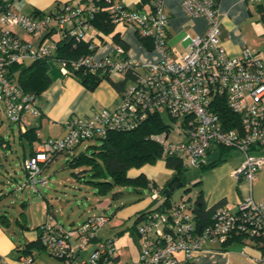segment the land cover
I'll return each instance as SVG.
<instances>
[{"label":"built area","instance_id":"built-area-1","mask_svg":"<svg viewBox=\"0 0 264 264\" xmlns=\"http://www.w3.org/2000/svg\"><path fill=\"white\" fill-rule=\"evenodd\" d=\"M101 6L110 12L112 24L134 26L136 34L159 52V60L137 64L112 41L111 54L96 60L94 53L106 41L101 31L89 39L88 54L76 58L62 55L67 42L76 47L93 29L91 21ZM149 6L143 11L118 0H74L57 4L48 12L18 15L11 10L10 0H0V103L11 123L19 124L23 115L38 116L41 111L39 96L25 91L15 80L12 67L26 60L54 62L63 77L84 69L104 78L127 76L130 82L116 108H99L85 118H69L62 138L47 140L24 160L34 190H38V183L46 182L39 178L41 164L55 154L71 155L83 142L104 138L109 131H130L150 115L161 116L160 109L177 121L149 136L160 146L162 157L182 158L185 168L200 167L214 148L232 149L242 155L234 177L242 176L249 184L263 168L264 155L254 151L264 150V60L246 48L238 56L226 52L219 41L215 0H183L184 13L191 18L204 17L207 28L202 36H184L189 49L177 61L167 45L168 18L163 1L149 0ZM16 27L36 36L38 44L20 38ZM42 32L47 33L41 37ZM55 33L59 40L52 39ZM149 188L153 205L139 215L135 225L139 245L136 261L120 259L114 238H98L109 219L105 214L65 227L47 212L38 238L59 264H189L199 259L205 243L222 246L231 237L247 236L256 244L255 240L264 236V202H255L250 195L235 211L215 207L211 222L199 227L190 194L185 192L178 200L164 204L161 187ZM19 264H33V258L22 256ZM252 264H264V255Z\"/></svg>","mask_w":264,"mask_h":264},{"label":"crops","instance_id":"crops-1","mask_svg":"<svg viewBox=\"0 0 264 264\" xmlns=\"http://www.w3.org/2000/svg\"><path fill=\"white\" fill-rule=\"evenodd\" d=\"M73 1L74 0H10L11 10L18 15H31L36 11L48 12L55 8L57 4ZM118 1L126 6L138 8L143 11H148L150 9L148 0ZM162 1L164 12L168 18L166 32L167 45L175 60L179 61L189 49V40H183L184 36L186 34L190 36L204 35L207 22L204 17L191 18L187 16L181 7L183 0ZM215 2L220 18L219 41L226 52L230 56H238L241 51L246 48L255 51L258 56L264 60V55H260L259 50L255 49L256 46L251 42L247 33V29H249L255 21H261L260 15L261 10H264V0H215ZM127 26L128 25L125 24H117L114 26L113 33H117L120 39L126 44L128 57L130 58L128 49L131 43L142 55H144V64L158 61L160 58L159 52L155 50L149 40L140 38L135 30L134 34L137 38L123 35V30ZM92 30L97 32L94 27ZM14 31L20 38L28 40L26 37L19 34V27L14 28ZM42 35H44V32H42ZM111 36L112 33L105 34L106 41L110 39L111 42ZM38 42L39 40L36 38L35 43L38 44ZM49 76L51 79L50 83L38 95L41 104L40 114L34 116L32 122L23 118V115L19 123L20 133L28 128H35L36 131V139L31 145L27 140H25V146L22 144L21 159L24 160L29 155L37 152L41 145L47 140L62 138L66 133L65 123L69 118H85L92 110L99 108L114 109L120 100L119 93L106 80H102L95 89L88 90L75 79L63 77L59 72H52L51 75L49 73ZM1 139H3V137ZM1 147H6V144L4 146L1 145ZM78 147L79 146L73 150L71 155L76 153ZM10 151L12 152V150ZM211 152L213 153V150ZM254 154L262 156L264 155V150H256ZM221 158L224 161L218 165L204 172L198 167L199 172L189 177V186L193 191V193L192 191L189 192L191 194L190 196L195 198L197 195H200L205 208L224 206L231 211H235L237 205L249 195L255 202H264V166L258 172L256 179L249 184L242 176H239L238 179L234 177V171L240 166L242 161V155L239 152L227 149ZM50 161L41 165H47ZM163 167L164 172H166L168 176H171V171L165 168L164 162ZM144 170H142V168L139 170H131L135 172L132 176L144 171L143 173L152 180L155 185L158 187L164 186L159 184L156 178L160 172L159 170ZM150 205L151 200L147 197V201L144 205L134 206L132 211L123 212V216L128 217L134 211L139 215L140 212L146 210V208L148 209ZM45 212L47 213L46 209ZM53 216L55 217L54 214ZM10 224L11 221L9 218L8 228L0 223V264H19L20 258L25 256L20 253V250L23 248L22 244L25 242H36L38 231H36L35 228L41 225L39 224L30 228L25 222L23 223L24 227L15 224L20 229V231H18L19 235H17L16 232H11L9 230ZM105 225L100 229L99 233L103 230ZM99 233L98 238L103 239L99 236ZM120 233L122 232L117 234ZM236 237L238 236L231 237L228 242L222 246L215 243H205L199 259L189 264H252L255 258L264 255V253L254 247L251 238L247 236H242L241 238ZM234 243H238L241 247L238 249V254L241 255L240 258H238L236 256L237 253L232 250V245ZM40 244L42 245L41 242ZM138 246L137 239V254ZM92 248V245L89 246L87 252ZM44 253L48 254L44 246L42 245L41 247L39 243H36V246L32 247L29 255L33 258V264H48L43 260L42 256ZM133 261L135 260H133L132 257L126 260V262Z\"/></svg>","mask_w":264,"mask_h":264},{"label":"rangeland","instance_id":"rangeland-1","mask_svg":"<svg viewBox=\"0 0 264 264\" xmlns=\"http://www.w3.org/2000/svg\"><path fill=\"white\" fill-rule=\"evenodd\" d=\"M134 26L128 25L123 30V35L137 36L134 34ZM248 36L252 43L255 44V49L259 50L260 55H264V23L262 21H255L254 24L247 29ZM19 34L26 37L27 41L36 45V36L26 32L19 27ZM96 32L90 30L86 33L85 38L88 39ZM131 34V35H130ZM52 39L59 40V34L52 35ZM33 41V42H32ZM113 44L108 41L104 42L94 53V59L111 54ZM156 50V49H155ZM154 51V50H153ZM157 51V50H156ZM107 52V53H106ZM158 52V51H157ZM255 52V51H253ZM128 54L130 59L137 64H144L145 59L133 44L130 43ZM258 55V54H257ZM31 60L22 62V66H27ZM156 62V61H155ZM153 62V63H155ZM151 64V63H149ZM59 72L58 65L54 62L50 64L49 73ZM130 82H127V86ZM2 104L0 103V136L3 140L9 142V147H1L0 145V193L5 194V197L0 202V214L6 212L7 217L11 221L9 230L16 232L19 235L20 229L14 224L16 219L25 222L30 228L42 224L46 217L45 209L48 206L52 214L65 227L71 224L77 225L85 219L105 214L108 216L105 227L99 233L102 238H114V246L120 254V259L126 261L132 257L133 260L138 259L136 240L138 236L135 231V222L137 213L134 211L130 216H123V212L132 211L134 206H142L147 201L149 192L141 189L135 190L129 186H113L105 193L97 192L96 187L88 182L87 167H70L67 163L72 155L59 153L55 159L50 161L47 165L42 167L39 175L40 179H44L45 184H37V191L31 187L28 177L21 168L22 144L25 146V139L20 138V130L18 123H11L2 112ZM162 121L165 124L174 125L177 121L172 120L164 109H160ZM23 118L32 122L34 116L24 115ZM99 140H87L79 145L75 154L83 151L88 145H98ZM7 144V143H5ZM3 144V146L5 145ZM26 148V147H25ZM12 150V152L10 151ZM160 171L157 175L159 184L164 183L170 178L164 172L163 160H158L153 165H146L142 170ZM145 171V170H144ZM199 172L197 166L187 165L185 175L187 178ZM157 186V185H156ZM154 187V186H153ZM157 188H160L157 186ZM192 191L191 187L189 186ZM185 186L175 190L171 196L170 201H176L185 193ZM113 193H118L117 197H112ZM193 193V191H192ZM191 195V194H190ZM136 206V207H137ZM8 228V224L6 225ZM122 232L120 234H117ZM238 243L232 245V250L240 258ZM86 256V254H84ZM48 264H59L58 261L44 253L42 256Z\"/></svg>","mask_w":264,"mask_h":264},{"label":"trees","instance_id":"trees-1","mask_svg":"<svg viewBox=\"0 0 264 264\" xmlns=\"http://www.w3.org/2000/svg\"><path fill=\"white\" fill-rule=\"evenodd\" d=\"M101 7L103 8L99 10L94 19L91 21L94 29L105 34L112 33V42L126 51V44L120 39L117 33H113L115 25L112 24L110 20V12L107 8H104V6ZM260 20L264 23L263 9L261 10ZM46 33L47 32H44V35ZM44 35L41 33V37ZM91 36L88 39L84 37L82 42L79 45H76V47H73L67 42L62 47L61 54L68 58H76L80 55L88 54L89 51L87 50V45ZM142 39L146 40L144 38ZM31 61L32 62L27 66H22L21 63L19 65H14L12 68L16 71L15 80L22 85L23 89L27 92L39 95L51 81L49 76L50 62L47 60ZM71 78L75 79L79 84L88 90L95 89L102 80H106L115 88L119 95H121L127 83V76L120 78H104L99 75V73H93L84 69L75 70L71 75ZM165 126L166 125L162 121L161 116L157 114L150 115L138 127L130 131H109L104 138L97 139L99 140L98 145H88L78 154H72V157L67 160V163L70 167H87L88 176L90 177L88 182L96 187L97 192L102 194L107 192L113 186H129L139 191L141 189L147 190L150 195L149 186L152 185L157 187L155 183L143 173L144 171L132 176L135 172L131 170H139L145 165H153L158 160L162 159L165 168L171 171L170 178L172 176H178L182 181L183 186H185L184 192L187 193L189 191L190 180L184 173L186 168L184 167L183 159L174 156L162 157L160 146L149 137L151 134L164 129ZM35 133V128H28L24 132L20 133V138H24L31 145V143L36 139ZM1 138L2 137L0 136V145L7 143L6 148H8L10 145L9 142ZM226 150L227 149L220 147L214 148L213 152H218L220 154V160L210 166H200L202 172L224 161L221 156L224 155ZM211 153L212 152H210V154ZM57 155L58 154H55L51 160L55 159ZM23 162L24 159H21L20 165L27 176L28 173L23 166ZM166 183L163 187H161V195L164 198V204H171L174 201H170V197H166L163 194V189ZM117 196L118 193L112 194V197L114 198ZM4 197L5 194L0 193V202ZM152 205L153 204L151 203L150 207ZM214 208L215 207L205 208L200 195H197V197L194 198L193 212L199 227H204L211 222V215ZM46 211L50 212V208L48 206L46 207ZM144 211L140 212L139 215ZM139 215H137L135 223H137ZM0 223L5 226L8 224L6 212L0 214ZM14 224L22 225L24 227L23 222L19 219H16ZM39 226L35 228L36 231H38ZM241 237L242 236H238L236 238ZM255 242L256 244H253L254 247L264 253V236L255 240ZM36 243H39V246L42 247L39 238H37L34 243H23V248L20 250L21 255L29 256L32 247L36 246Z\"/></svg>","mask_w":264,"mask_h":264},{"label":"water","instance_id":"water-1","mask_svg":"<svg viewBox=\"0 0 264 264\" xmlns=\"http://www.w3.org/2000/svg\"><path fill=\"white\" fill-rule=\"evenodd\" d=\"M220 160V154L218 152H213L211 153L208 158L206 159V164L207 166L213 165L217 162H219ZM183 186L182 181L180 180V178L178 176H172L168 182L166 183L164 189H163V194L166 197H170L171 194L179 189L180 187Z\"/></svg>","mask_w":264,"mask_h":264}]
</instances>
